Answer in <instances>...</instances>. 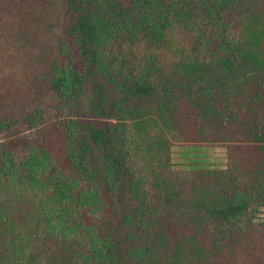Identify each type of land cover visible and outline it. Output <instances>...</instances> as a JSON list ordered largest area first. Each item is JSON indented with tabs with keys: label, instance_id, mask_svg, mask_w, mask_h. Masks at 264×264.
<instances>
[{
	"label": "trees",
	"instance_id": "16d2710c",
	"mask_svg": "<svg viewBox=\"0 0 264 264\" xmlns=\"http://www.w3.org/2000/svg\"><path fill=\"white\" fill-rule=\"evenodd\" d=\"M81 96L86 119L50 115ZM24 113L45 117L0 142V264H264V0H0V124ZM174 143L227 167L175 170Z\"/></svg>",
	"mask_w": 264,
	"mask_h": 264
},
{
	"label": "rangeland",
	"instance_id": "374dc122",
	"mask_svg": "<svg viewBox=\"0 0 264 264\" xmlns=\"http://www.w3.org/2000/svg\"><path fill=\"white\" fill-rule=\"evenodd\" d=\"M201 85L190 86L189 88H184L181 91H177L175 96V102H187L190 97L194 96ZM87 105V101L84 97H70L68 100H61L58 103L57 107H50V115L54 116V119H58L57 121L71 118L72 119H86V116H82L81 112L84 113V107ZM57 112V113H56ZM27 114L24 113L20 116V120L16 119L10 120L13 124H9V122H3L0 124V142L8 143L10 139H17L21 136H30L32 139L41 136V129H38L40 122L44 119L45 115L36 121V125L29 123L27 120H23L26 118ZM60 119V120H59ZM103 120V119H100ZM109 122L114 125L119 124V120L117 116H112L108 118ZM234 126L228 127L231 134L237 136V138L244 142L245 137L243 132L245 130L239 123L234 122ZM122 128V125H121ZM242 131V132H240ZM57 138L56 136L53 137ZM59 144L60 141L53 140L51 146H54L55 153L59 152ZM57 151V152H56ZM228 147L223 144H219L218 146H212L209 143H185L178 144L174 143L171 149V157H172V166L175 170L181 171H190L196 169H223L227 167L228 163ZM93 163L98 166L100 165L101 159L97 155H92ZM114 216L118 217V212L114 213ZM252 217L255 223H264V207L257 208L253 210ZM138 216L132 212V224L138 223ZM135 226H133L134 228ZM140 258L137 256L134 259L135 264H139Z\"/></svg>",
	"mask_w": 264,
	"mask_h": 264
}]
</instances>
